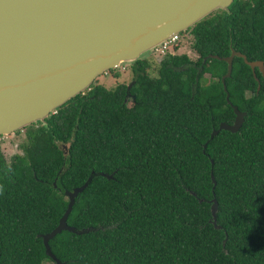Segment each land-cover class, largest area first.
<instances>
[{"label":"trees","instance_id":"16d2710c","mask_svg":"<svg viewBox=\"0 0 264 264\" xmlns=\"http://www.w3.org/2000/svg\"><path fill=\"white\" fill-rule=\"evenodd\" d=\"M185 33L196 59L166 53L151 75L138 58L129 89L93 82L17 130L22 153L0 149V264H53L41 234L90 176L67 217L87 231L49 240L62 264H264V79L235 56L221 80L232 49L264 63V0H234ZM233 105L240 129L210 138Z\"/></svg>","mask_w":264,"mask_h":264},{"label":"water","instance_id":"95a60500","mask_svg":"<svg viewBox=\"0 0 264 264\" xmlns=\"http://www.w3.org/2000/svg\"><path fill=\"white\" fill-rule=\"evenodd\" d=\"M233 1L0 0V137L45 121L58 107L88 89L98 76L123 63H133L213 11L228 9ZM235 56L243 58L254 76L258 68L264 79L263 61H249L232 49L224 58V90ZM260 87L258 80L257 92ZM226 99L229 101L228 93ZM233 109V123L221 122L210 138L221 129H240L246 113L235 105ZM91 178L71 191L65 190L68 204L58 225L41 234L53 264L62 263L51 251V238L62 230L87 231L69 226L67 217ZM211 178L215 183L212 173ZM212 201L215 224L218 204L215 198Z\"/></svg>","mask_w":264,"mask_h":264},{"label":"rangeland","instance_id":"374dc122","mask_svg":"<svg viewBox=\"0 0 264 264\" xmlns=\"http://www.w3.org/2000/svg\"><path fill=\"white\" fill-rule=\"evenodd\" d=\"M192 37L190 34L185 33L180 35L178 41L174 44V47L164 53L159 51H147L143 53L140 58H147L151 64L150 74L155 75L156 67L162 57L166 53L170 54H183L186 53L192 60L196 59L197 54L191 49ZM175 47H177L175 49ZM115 72L119 73V76L115 77L108 71L100 76H98L94 82H97L108 89H114L117 84L125 83L130 84L133 78V72L131 70V64L123 63L119 67L113 69ZM207 75V74H205ZM207 77V76H206ZM24 140V133H10L9 135H3L0 137V149L6 161H10L14 154L22 153L20 148V143Z\"/></svg>","mask_w":264,"mask_h":264},{"label":"built area","instance_id":"2783aa9c","mask_svg":"<svg viewBox=\"0 0 264 264\" xmlns=\"http://www.w3.org/2000/svg\"><path fill=\"white\" fill-rule=\"evenodd\" d=\"M180 37V34H174L167 40H165L162 44L157 46L154 51H159L161 53H164L165 51H168L174 47V44L178 41Z\"/></svg>","mask_w":264,"mask_h":264},{"label":"clouds","instance_id":"9594fccd","mask_svg":"<svg viewBox=\"0 0 264 264\" xmlns=\"http://www.w3.org/2000/svg\"><path fill=\"white\" fill-rule=\"evenodd\" d=\"M3 192V187L2 186H0V193H2Z\"/></svg>","mask_w":264,"mask_h":264}]
</instances>
